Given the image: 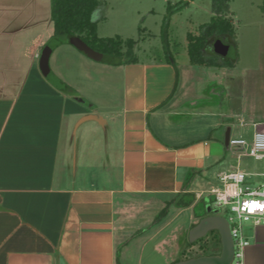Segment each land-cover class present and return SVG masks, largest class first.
Here are the masks:
<instances>
[{"label": "crops", "instance_id": "crops-1", "mask_svg": "<svg viewBox=\"0 0 264 264\" xmlns=\"http://www.w3.org/2000/svg\"><path fill=\"white\" fill-rule=\"evenodd\" d=\"M14 21L0 25V264H119L137 222L139 237L151 232L145 244L174 221V241L189 234L197 225L191 210L203 202L213 207L210 191L219 175L246 169L249 157L239 153L236 163L226 162L228 129L230 138L249 141L264 131V27L257 53L240 70V57L232 65H200L216 77L224 73L216 110L194 111L215 112L217 121L198 129L171 120L187 113L192 97L176 61L108 66L61 44L50 65L64 89L40 68L48 33L11 26ZM82 65L110 72L105 84L120 89L115 106L99 110L67 73L61 77ZM89 73L83 77L93 81ZM257 162L245 171L264 174V159ZM183 193L194 194L193 204L174 202ZM161 207L168 220L159 227ZM246 236L244 263L264 264V226Z\"/></svg>", "mask_w": 264, "mask_h": 264}, {"label": "rangeland", "instance_id": "rangeland-1", "mask_svg": "<svg viewBox=\"0 0 264 264\" xmlns=\"http://www.w3.org/2000/svg\"><path fill=\"white\" fill-rule=\"evenodd\" d=\"M100 1L101 6L92 15L93 21L97 24V34L99 37H119L122 40L132 39L135 41L133 48L134 55L143 62H166L171 54L180 69L183 79L185 77L189 80V90L192 93V97L185 103V107L188 109L187 113L173 116L171 118L172 122H180V120H183L185 124H192L193 122L195 125L192 124L187 128L198 129L199 125L210 126L213 123L215 124L214 121L217 119L214 117L215 112L211 111L213 114H203L201 111H194L196 109L209 111L210 106L213 108L216 106L215 108H217L221 102L218 91L220 90L221 83H223L222 73L224 72H221L220 76L216 77V74L211 72L215 69L202 67L203 65L200 66V64H191L188 52L189 39L194 34L199 35L202 26L205 23H209L212 19V0ZM229 4L230 13L228 17H231V22L234 26L238 58H241L238 69H241L248 63V59L253 56V53H257L258 37L260 38V32L264 27V0H229ZM8 20L11 22L15 20L10 24L11 26H25L28 29L35 28L40 32H47V40H50L53 35L51 0H0V25H8ZM58 49L60 47L56 51ZM65 56H63V59H65ZM69 57L71 58V56ZM212 58L216 59L213 56ZM62 62L59 60L58 64L61 66ZM103 65L109 66L110 64L104 63ZM78 68L79 72L76 74L75 72H64L63 70L61 77L63 76L65 79V74L67 73L68 79L66 80L73 83L80 94L90 100L92 104H97L99 110L110 108V106L117 104L120 98V89H116L115 86L111 88L105 84L106 79L108 81L111 77L110 72L98 69L93 70L91 68L89 69V73L88 68H85L84 65L78 66ZM61 69L64 68L61 67ZM85 73L93 76V81L91 77L87 79L83 77ZM113 80L117 86L114 77ZM195 91H198L201 96L196 97ZM106 116L110 115L106 114ZM101 131L103 137H105L104 130ZM196 133L199 134L201 132ZM232 137L238 138L239 135L233 133ZM231 150V154L227 156L226 162L231 163L233 161L236 163L238 152L234 149ZM233 151L236 153L235 156L232 155ZM243 159V165L246 164V166L242 168H246L245 170L254 167L258 163L252 157ZM234 169H237L236 166ZM263 179V177H254L250 180L255 182ZM219 184L220 181L216 186ZM210 196L214 209H219L214 204V196ZM163 209V207L159 209L154 219L155 222L160 218L161 224L159 227L164 226L168 220L167 218L165 219L167 212L165 214L162 213ZM207 209L208 206L205 207L203 202L191 210L190 215L194 219L193 222H197L198 224L202 218L211 214ZM219 210V215H229L231 213L229 207H222ZM128 214L126 215L128 216ZM125 222L131 224L130 220H126ZM244 225L245 233L251 234L255 226L250 223H245ZM140 226L141 223L139 222L136 223L135 227L134 225L131 226L132 228L130 229H135V233H132L130 237L133 238V242L130 243L127 250L120 251L119 264H169L175 259L183 261L187 260V258L207 256L214 253L220 254L221 252L220 249L222 247L218 244L219 234L217 231H211L195 241H191L190 233L186 234L185 231V234L183 232L180 235L177 234L179 238L177 241H174L172 238L173 232L175 228H179L178 222L174 221V223L169 224L166 229L160 232L158 239L145 244L146 238L151 232L139 237L137 235V228ZM262 226L264 225L257 227ZM175 232H177V229ZM247 248L245 252H247Z\"/></svg>", "mask_w": 264, "mask_h": 264}, {"label": "trees", "instance_id": "trees-1", "mask_svg": "<svg viewBox=\"0 0 264 264\" xmlns=\"http://www.w3.org/2000/svg\"><path fill=\"white\" fill-rule=\"evenodd\" d=\"M100 6V0H51V20L54 30L49 41L57 40L58 46L71 44L74 47L78 40L83 41L96 51L109 56L110 61L107 63L112 65L139 62L140 60L134 55L135 41L132 39L122 40L119 37L98 36L97 24L93 21L92 15ZM212 9L211 21L202 26L199 35L194 34L189 39L190 62L203 66L232 65L238 60V48L234 37V26L231 17H228L230 13L229 0H212ZM219 38L235 46V57H223L214 51L213 43ZM212 56L216 59H213ZM167 62L176 66L175 59L171 54L167 58ZM59 83L63 86L62 88L68 89L60 79ZM194 200V194L183 193L177 195L174 202L180 207H185L193 204ZM166 212L167 207L163 209L162 213ZM218 244L221 246L220 236ZM210 255H216V253Z\"/></svg>", "mask_w": 264, "mask_h": 264}, {"label": "built area", "instance_id": "built-area-1", "mask_svg": "<svg viewBox=\"0 0 264 264\" xmlns=\"http://www.w3.org/2000/svg\"><path fill=\"white\" fill-rule=\"evenodd\" d=\"M229 147L241 157L262 160L264 131H257L251 141L242 137L230 138ZM259 176L264 178V174L249 173L240 168L223 172L219 175L220 184L210 191L216 207L230 208L229 215H220L227 219L234 242L231 264H245V249L250 241L246 236L244 224L250 223L255 227L264 225V179L255 182L250 180Z\"/></svg>", "mask_w": 264, "mask_h": 264}, {"label": "water", "instance_id": "water-1", "mask_svg": "<svg viewBox=\"0 0 264 264\" xmlns=\"http://www.w3.org/2000/svg\"><path fill=\"white\" fill-rule=\"evenodd\" d=\"M58 47L57 40L49 41L42 50L40 57V68L43 75L49 79L52 83L59 87H63L59 83V78L54 74L50 67V58L53 51ZM75 47L84 52L89 58L101 62L107 63L110 61V57L96 51L85 42L78 40L75 43ZM214 51L228 58H233L236 55V48L233 44L226 43L223 39L219 38L213 43ZM230 132L228 129L226 135V145H229ZM208 216L202 218L200 222L191 230L190 240L195 241L207 235L209 232L217 231L221 239V252L216 255L200 256L196 258H190L187 260L176 262L175 264H231L234 255V242L230 232V226L226 218L219 215V209H214L211 205L208 206Z\"/></svg>", "mask_w": 264, "mask_h": 264}]
</instances>
